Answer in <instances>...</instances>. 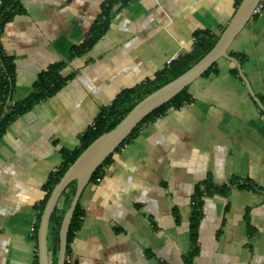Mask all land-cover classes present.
I'll return each instance as SVG.
<instances>
[{
    "label": "crops",
    "instance_id": "obj_1",
    "mask_svg": "<svg viewBox=\"0 0 264 264\" xmlns=\"http://www.w3.org/2000/svg\"><path fill=\"white\" fill-rule=\"evenodd\" d=\"M104 2L20 0L21 13L0 35L15 67L10 104L26 98L50 65L61 63V77L69 76L0 137V264L37 261V205L62 151L79 147L84 131L122 90L189 53L195 33L219 36L237 8L236 0H133L113 8L91 49L72 55ZM228 52L245 55L241 71L264 108V10ZM233 68L219 59L216 73L187 88L189 104L144 124L103 177L86 186L71 264H184L192 249V264H264V113ZM246 181L255 188L240 186ZM223 186L224 193L213 192Z\"/></svg>",
    "mask_w": 264,
    "mask_h": 264
},
{
    "label": "trees",
    "instance_id": "obj_2",
    "mask_svg": "<svg viewBox=\"0 0 264 264\" xmlns=\"http://www.w3.org/2000/svg\"><path fill=\"white\" fill-rule=\"evenodd\" d=\"M133 0H105L101 6L100 14L94 24L91 26L88 37L78 46L72 49V55H82L91 49L96 42L104 35L108 28L109 21L112 16V11L115 6L119 9L130 4ZM241 0H236L235 6L239 5ZM22 7L20 0H1L0 2V35L4 26L9 22L17 13H21ZM219 36L213 35L208 32H197L194 34V43L191 51L181 57L172 60L166 67L157 72L153 78L146 79L133 88L122 90L111 102V105L102 109L93 120L92 124L84 131L80 137V145L72 152L62 151V163L59 168L50 174L47 182L43 185L44 197L37 205V221L34 227V239L36 240V232L38 228L39 219L43 211V207L49 197V194L54 185L61 178L63 173L67 170L70 164L79 156V154L99 135L111 130L115 127L120 120L131 110V108L143 97L158 89L162 85L171 81L193 64L203 57L215 44ZM230 57L238 60L242 66L246 60L245 55L228 52ZM214 63L208 68L201 77L208 76L211 73H216ZM61 63L50 65L46 70L38 74L37 80L33 85L32 92L23 100L10 104V94L13 87L15 67L13 59L7 56L0 44V137L4 134L7 126L14 121L17 117L31 109L34 105L55 95L69 80L68 77H61L60 70ZM231 73L237 76L236 68L231 70ZM187 88L181 91L177 96L172 98L167 103L163 104L151 114L145 117L131 132V134L120 144V146L111 154L107 159L97 168L91 176L89 184H96L104 175V169L111 163L113 156L120 151L126 144L130 143L138 134L140 128L147 123L153 122L155 119L163 116L169 109H179L184 105L191 102L190 95ZM88 184V185H89ZM75 182H72L60 197L56 208L51 216L48 227V260L49 264L56 263L58 251V230L61 224L63 215L69 205ZM200 186H196L195 195L192 201V217H191V243L194 247L196 241V226L200 216V200L199 197L202 193ZM242 187L253 190L255 187L244 182ZM208 187H205L207 190ZM225 187L214 189V193H224ZM84 210L79 202L74 210L69 230L67 234V250L72 243L76 233L80 230L82 225V218ZM195 249H192L184 257V264H192V259L195 256ZM35 264L37 261L35 260Z\"/></svg>",
    "mask_w": 264,
    "mask_h": 264
},
{
    "label": "water",
    "instance_id": "obj_3",
    "mask_svg": "<svg viewBox=\"0 0 264 264\" xmlns=\"http://www.w3.org/2000/svg\"><path fill=\"white\" fill-rule=\"evenodd\" d=\"M259 1L260 0H241L232 18L219 35L213 47L205 53L202 58L174 79L139 100L115 127L95 138L79 154L74 162L69 165L67 170L52 188L39 219L36 232L37 264H49L47 240L49 222L60 197L68 186L72 182H75L71 200L63 215L58 230V251L55 264H65L69 225L79 199L84 189L89 184L93 173L107 157L115 152L120 144L145 117L177 96L185 88H188L219 59H225L234 63L239 77L246 85L249 94L264 113V108L254 96L241 71L238 60L228 55V49L231 43L253 17V12Z\"/></svg>",
    "mask_w": 264,
    "mask_h": 264
},
{
    "label": "built area",
    "instance_id": "obj_4",
    "mask_svg": "<svg viewBox=\"0 0 264 264\" xmlns=\"http://www.w3.org/2000/svg\"><path fill=\"white\" fill-rule=\"evenodd\" d=\"M262 10H264V0H260L253 12V15L258 14L259 12H261ZM171 62V60L168 61V64ZM72 260L71 257L66 254L65 256V264H71Z\"/></svg>",
    "mask_w": 264,
    "mask_h": 264
}]
</instances>
